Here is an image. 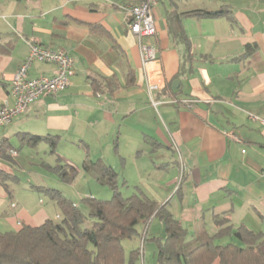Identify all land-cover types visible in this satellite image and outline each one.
<instances>
[{
  "label": "crops",
  "instance_id": "1",
  "mask_svg": "<svg viewBox=\"0 0 264 264\" xmlns=\"http://www.w3.org/2000/svg\"><path fill=\"white\" fill-rule=\"evenodd\" d=\"M136 1L0 0V106L12 103L10 80L30 40L74 61L65 90L0 127V231L59 220L56 204L35 187L63 190L53 168L83 175L88 159L110 166L120 191L125 181L131 193L137 188L163 206L185 230L181 243L242 226L260 235L264 252V129L250 117L264 118V0H158L155 34L142 38L130 33L123 9ZM192 10L199 11L185 14ZM142 46L155 58L144 60ZM182 55L189 57L183 72ZM55 71L35 61L28 76ZM150 84L157 86L151 93ZM185 99L194 100L191 107ZM19 133L56 136L57 143L51 151ZM164 236L152 217L136 264H157L150 238ZM139 245L136 239L128 248Z\"/></svg>",
  "mask_w": 264,
  "mask_h": 264
},
{
  "label": "trees",
  "instance_id": "2",
  "mask_svg": "<svg viewBox=\"0 0 264 264\" xmlns=\"http://www.w3.org/2000/svg\"><path fill=\"white\" fill-rule=\"evenodd\" d=\"M223 13L203 11L204 15L213 17ZM86 25L91 31L101 29L95 24ZM180 38L184 41V36ZM188 58L182 55L181 72ZM18 137L30 145L44 141L51 151L57 143L56 136L19 133ZM82 168L96 182L108 186L112 196L109 199L83 197L80 202L87 207L86 214L60 190L35 187L56 204L61 218L47 219L39 226L23 225L18 230L0 231V264H136L152 217L160 219L165 229L164 237L150 238L157 248V264H210L214 259L219 264H264V252L259 249L260 235L242 226L232 232V227L227 226L212 236L204 234L192 243L183 244L181 237L185 230L171 214L137 188L123 196L117 174L110 166L100 160L85 159ZM53 170L66 183L76 176V171L67 165L58 164ZM125 183L122 181V186ZM230 233L238 243L214 242L217 237ZM136 239L140 245L128 248L129 242Z\"/></svg>",
  "mask_w": 264,
  "mask_h": 264
},
{
  "label": "built area",
  "instance_id": "3",
  "mask_svg": "<svg viewBox=\"0 0 264 264\" xmlns=\"http://www.w3.org/2000/svg\"><path fill=\"white\" fill-rule=\"evenodd\" d=\"M158 0H137L136 3L127 4L123 7L127 18L128 29L137 38L152 36L155 34L154 8ZM142 57L144 60L154 59V51L142 46ZM52 63L56 71L51 76H28L29 67L33 62ZM74 61L70 54L64 50H55L42 46L35 40L29 41L27 56L21 62L11 77L9 95L12 103L4 101L0 106V127L11 122L16 116L26 112L28 107L37 99L44 96L56 95L65 90L70 83L74 73ZM156 85L150 84L147 89L151 93ZM176 102V100H173ZM194 100L185 99L182 103L191 107ZM257 119L264 129V118L250 116ZM15 154V151H11ZM143 246L141 241L140 249Z\"/></svg>",
  "mask_w": 264,
  "mask_h": 264
},
{
  "label": "rangeland",
  "instance_id": "4",
  "mask_svg": "<svg viewBox=\"0 0 264 264\" xmlns=\"http://www.w3.org/2000/svg\"><path fill=\"white\" fill-rule=\"evenodd\" d=\"M80 148L82 149V147H80ZM71 153L73 155H75L76 153L78 155L80 154L79 152H77L75 150L71 151ZM56 157H57V155H56ZM58 163H59V161H58ZM86 176H88V175H86V174L78 175V176L76 175L75 179L72 181V183L64 182V184H62L63 190H60V191L62 192L63 195H65L67 197L68 196L72 197L71 199L73 201H76L77 204L79 205V207L82 209V211L87 214V207L80 202L81 197H85L88 193H91L92 197L101 198V199H109L112 196V192L108 186L101 185L97 182L94 183L93 179L90 180V178H92V177L89 176L90 178L87 179ZM121 191L123 193V196H126L129 193H131V186L130 185H128V186L124 185L123 189ZM80 194L82 196L79 198ZM154 224L156 225L157 221H155ZM232 242L235 243L237 241L235 239H233ZM147 243L148 242H146V244ZM146 248H148V246H146Z\"/></svg>",
  "mask_w": 264,
  "mask_h": 264
},
{
  "label": "water",
  "instance_id": "5",
  "mask_svg": "<svg viewBox=\"0 0 264 264\" xmlns=\"http://www.w3.org/2000/svg\"><path fill=\"white\" fill-rule=\"evenodd\" d=\"M176 87H177V81H174L173 84H172V88L176 89Z\"/></svg>",
  "mask_w": 264,
  "mask_h": 264
}]
</instances>
